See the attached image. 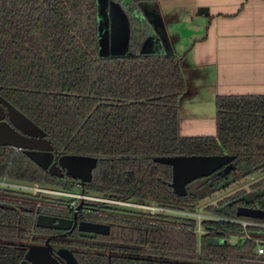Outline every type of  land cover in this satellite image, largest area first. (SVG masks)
<instances>
[{
  "label": "trees",
  "instance_id": "16d2710c",
  "mask_svg": "<svg viewBox=\"0 0 264 264\" xmlns=\"http://www.w3.org/2000/svg\"><path fill=\"white\" fill-rule=\"evenodd\" d=\"M109 2L120 7L127 24L120 14L104 13ZM140 4L0 0V97L41 128L60 156L98 159L90 194L198 213L199 182L186 197H177L169 187L171 168L154 159L235 157V171L213 181L216 191L263 174L264 96L218 98L217 136L182 138L183 69L175 57L144 49L155 32ZM2 180L75 191L72 183L51 177L9 147H0ZM56 204L64 202L0 188V264L24 260L29 245L43 235L37 216L52 215L55 211L47 206ZM239 207L264 210V180L206 208L221 220L204 221L201 226L208 233L201 238L194 219L133 212L115 221L107 245L78 244L75 256L79 264H264L251 261L264 260L256 256V239H264V233L229 222L264 221L238 217ZM246 234L252 239L225 243L231 235Z\"/></svg>",
  "mask_w": 264,
  "mask_h": 264
},
{
  "label": "crops",
  "instance_id": "0c3cea01",
  "mask_svg": "<svg viewBox=\"0 0 264 264\" xmlns=\"http://www.w3.org/2000/svg\"><path fill=\"white\" fill-rule=\"evenodd\" d=\"M151 5L155 39L144 49L178 59L186 81L180 136L215 138L218 98L264 96V0H153Z\"/></svg>",
  "mask_w": 264,
  "mask_h": 264
},
{
  "label": "water",
  "instance_id": "95a60500",
  "mask_svg": "<svg viewBox=\"0 0 264 264\" xmlns=\"http://www.w3.org/2000/svg\"><path fill=\"white\" fill-rule=\"evenodd\" d=\"M201 15L206 14L200 10ZM0 147H9L23 152L44 172L51 177L63 178L65 175L84 184L93 179V172L98 166V159L81 155H59L46 133L17 110L7 100L0 97ZM235 157L223 156H177L155 158L156 164L168 166L172 170V182L169 187L178 197L188 195V185L196 181L209 178L215 173L229 176L235 170L233 162ZM214 193V189L205 187L198 191V197L205 199ZM237 216L264 221V210L257 208L239 207ZM72 221L57 219L55 217L40 215L36 220V227L49 230H69ZM79 231L109 235V227L81 223ZM47 241L46 246H31L20 264H61L53 257V250ZM58 257L66 264H79L75 255L67 250H60Z\"/></svg>",
  "mask_w": 264,
  "mask_h": 264
},
{
  "label": "flooded vegetation",
  "instance_id": "af4514ba",
  "mask_svg": "<svg viewBox=\"0 0 264 264\" xmlns=\"http://www.w3.org/2000/svg\"><path fill=\"white\" fill-rule=\"evenodd\" d=\"M233 166H234V162H233ZM96 170H97V168L93 172L92 181L90 183H86L84 185L80 181H76V180H73L71 178L66 177V175L63 178H57V179H61V180L65 181L67 183H72L75 186V191L71 192L75 196V198H68V199L60 200V201L64 202V205L61 206L60 210H58V209L53 210L55 212L52 215L49 214V212H47V210H45L48 214L41 213L38 216L44 215V216L55 217L57 219H66V220L72 221L73 224H70L69 230L57 231V230L43 229L44 230L43 235L40 238L41 241L39 243L30 244L28 247V250L31 246L44 247V246H46L47 241H50L49 243H50L52 250H53V257L56 258L61 264H66V262L64 260H62L61 258L58 257V252L60 250H67V251L72 252L75 255V248H76L75 246L78 244H91V245H99V246L107 245V242H108L107 238H109L112 235L113 229L115 227V221H121L122 219H125L126 214L129 215V213L135 212V213L144 214V215L150 214L151 216H161V217H166V218L192 219V218L187 217V216H183V215L181 216L180 214H178V212H180V211H177L174 209H169V208L166 209L163 207H159L156 204H152V205H155L157 208L164 209L165 212H154V213H152L146 209L149 204H147L145 202H141L137 199L125 200V199H122L120 197L106 196L105 194H100V193L99 194H90L87 191V188L93 182L94 174H95ZM218 175H219V173H215L212 176H210L209 178H205V179L196 181L195 183L188 185L187 190H189V189L191 190L193 185H195L197 182H199L196 185V187L201 185V188L198 191H200L201 189H203L205 187H210V188L214 189V193H216L218 191H216V189L213 187V185H214L213 181L216 179V177H218ZM53 178H55V177H53ZM2 181L8 182L9 183L8 186H10V184L12 186H16V184L9 182L7 180H2ZM23 185H25V184H23ZM5 189L16 190V189H13L10 187H6ZM198 191H197V194H198ZM25 193L32 194L35 196L38 195V194L30 193V192H25ZM173 193H174V191H173ZM43 195H49V194H41V196H43ZM67 200L69 202H67ZM72 201H73V203L70 204ZM53 206L54 205H48L47 208L49 210H52V208H50V207H53ZM123 214H124V216H123ZM193 214H197V213H193ZM211 217L213 219H217L215 221L221 220L220 218L215 217L213 215H211ZM131 220L132 219H128V221H131ZM208 222H210V221H208ZM81 223H90V224L107 226V227H109L110 233L108 236H103V235L88 234V233L80 232L79 226ZM203 230H204V228H203ZM207 233L208 232L206 230H204L203 234H201L200 238ZM226 242L227 241H225V243ZM108 244H110V243H108ZM110 245H112V244H110ZM28 250H27V252H28Z\"/></svg>",
  "mask_w": 264,
  "mask_h": 264
},
{
  "label": "rangeland",
  "instance_id": "374dc122",
  "mask_svg": "<svg viewBox=\"0 0 264 264\" xmlns=\"http://www.w3.org/2000/svg\"><path fill=\"white\" fill-rule=\"evenodd\" d=\"M138 1H140V3H141L140 7L142 6V9L145 11L144 15H145L146 19L153 25L151 19L152 20L155 19V14L156 13H153V12L149 13L148 12V10L150 8L154 9V8H152V5H151L153 3V0H138ZM104 13L106 15L107 14L110 15L111 13L120 14L123 24H127L125 16L122 13L120 7L118 5L112 3V2H109L108 4L106 3V5L104 6ZM120 32H121V30H120ZM125 32H127V36H126ZM122 36L124 37L123 39H125V37H126L127 41L129 40L127 27H125V28L123 27ZM263 180H264V173L261 174V175L254 176L252 178L246 179V180H242L240 183H238L236 185H233L232 187H230L226 191H218V192L214 193L213 195H211L210 197H208L207 199L205 198L200 203H198V209H197L198 213L196 214L198 216V217H196L198 219L197 220L198 227L196 229V232L198 233V238H200L201 234H203V231H204L202 226H201V223L204 220H208L211 217V214L206 211V208H208V207H210V206H212L214 204H218L221 200H224L226 198H230V197L236 195L237 193H240V191L242 192L244 190V191L249 192L251 190V186L252 185L257 184L258 182H261ZM14 184H16V186H18V185L23 186L20 183H14ZM8 185H9L8 182H6V181L1 182L0 181V188L10 187ZM27 186H29V185L27 184ZM30 186H37V184L30 185ZM39 187L41 189H44V190H48V191H50V190L53 191L54 190V192L56 190V192H59V193H57L55 195L54 194H52V195H43L42 197H46V198L52 197V198L59 199V200L68 199V197L58 195V194H60L62 192H67L65 190L56 189V188H49V187H45V186L43 188L41 186H39ZM10 188H15V187H10ZM63 197H65V198H63ZM73 198H75V196H73ZM67 202H69V201L67 200ZM72 203H73V201L70 204H72ZM148 206L152 207L153 205L151 204V205H148ZM50 208H52V210H57V209L60 210L61 205L60 204H56V205H54L53 207H50ZM200 244H201V240L198 239V246H200Z\"/></svg>",
  "mask_w": 264,
  "mask_h": 264
},
{
  "label": "built area",
  "instance_id": "2783aa9c",
  "mask_svg": "<svg viewBox=\"0 0 264 264\" xmlns=\"http://www.w3.org/2000/svg\"><path fill=\"white\" fill-rule=\"evenodd\" d=\"M3 182V181H1ZM23 185V184H22ZM10 187H15L13 189H16V190H20V191H25V192H30V193H34V194H49V195H52V194H57L59 192H54V191H48V190H44V189H41L38 185L37 186H27V184L21 186V185H18V186H12L10 185ZM60 196H65V197H68V198H73L74 195H72L71 192H62L60 194H58ZM63 197V198H65ZM148 211L154 213V212H165L164 209L162 208H157L155 205H153L152 207H147L146 208ZM178 214H180L181 216H187V217H190L194 220H198L196 217H198L196 214H193V213H188V212H178ZM217 219H213L212 217H210L208 220H204V221H215ZM203 221V222H204ZM225 221H228V220H225ZM202 222V223H203ZM229 222L231 223H234V224H238V225H241L245 230H247L248 228H253L257 231H259L260 233H264V222L260 223V222H249V221H237V220H230ZM201 223V224H202ZM252 237L248 234L244 235V236H234V235H231L228 239H227V244H230V245H236L239 241H243V240H251ZM256 256L257 257H260V258H263L264 257V239H256ZM252 262H262L264 263V260H260V259H255V260H251Z\"/></svg>",
  "mask_w": 264,
  "mask_h": 264
}]
</instances>
